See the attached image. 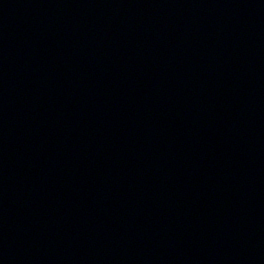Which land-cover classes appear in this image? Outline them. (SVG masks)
Wrapping results in <instances>:
<instances>
[{"label": "water", "instance_id": "water-1", "mask_svg": "<svg viewBox=\"0 0 264 264\" xmlns=\"http://www.w3.org/2000/svg\"><path fill=\"white\" fill-rule=\"evenodd\" d=\"M0 264H264V0H0Z\"/></svg>", "mask_w": 264, "mask_h": 264}]
</instances>
